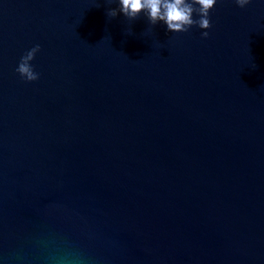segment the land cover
Listing matches in <instances>:
<instances>
[{"label": "water", "instance_id": "water-1", "mask_svg": "<svg viewBox=\"0 0 264 264\" xmlns=\"http://www.w3.org/2000/svg\"><path fill=\"white\" fill-rule=\"evenodd\" d=\"M109 8L0 0V264H264V0Z\"/></svg>", "mask_w": 264, "mask_h": 264}, {"label": "clouds", "instance_id": "clouds-1", "mask_svg": "<svg viewBox=\"0 0 264 264\" xmlns=\"http://www.w3.org/2000/svg\"><path fill=\"white\" fill-rule=\"evenodd\" d=\"M106 2L118 5V8L108 9L109 18L123 14L127 20L134 21L143 14L150 25L146 31L152 30L151 26L162 22L171 33H187L191 28L198 27L203 30L202 38L207 39L208 30L212 26L209 13L217 0H106ZM234 2L243 9L251 3V0H234ZM194 15L199 19H194ZM128 34H131V29ZM40 51V45L36 44L20 58L16 72L24 82L31 83L39 79V73L34 70L31 62Z\"/></svg>", "mask_w": 264, "mask_h": 264}]
</instances>
